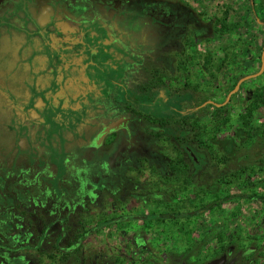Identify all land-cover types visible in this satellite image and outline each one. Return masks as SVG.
I'll use <instances>...</instances> for the list:
<instances>
[{
    "label": "flooded vegetation",
    "instance_id": "obj_1",
    "mask_svg": "<svg viewBox=\"0 0 264 264\" xmlns=\"http://www.w3.org/2000/svg\"><path fill=\"white\" fill-rule=\"evenodd\" d=\"M183 6L0 0V219L28 203L39 232L69 233L74 219L86 229L92 206L101 228L104 206L105 224L127 215L113 200L145 199L146 180L135 177L150 171L151 140L164 147L198 113L179 108L185 76L166 61L194 17Z\"/></svg>",
    "mask_w": 264,
    "mask_h": 264
},
{
    "label": "rangeland",
    "instance_id": "obj_2",
    "mask_svg": "<svg viewBox=\"0 0 264 264\" xmlns=\"http://www.w3.org/2000/svg\"><path fill=\"white\" fill-rule=\"evenodd\" d=\"M175 1L193 10L194 17H192L193 20H187L188 22L183 21L185 28L182 32V43L178 37V44L167 48L166 61L168 66L180 67L182 75L185 76V79H181L180 82L183 101L179 108L181 107L184 111L190 105L193 107L198 105L197 116L202 119L200 109L204 105L199 106L201 98L207 97L216 103L225 100L227 95L222 91V86H229L227 83L230 84L235 75L244 76L259 69L260 55L264 47V0ZM211 22L217 24L215 31L209 27ZM223 24L227 26V29H224ZM192 25L196 27L195 32H192ZM187 30L188 35L185 33ZM225 58L228 61L232 58L234 60L228 62L229 66L224 69L223 73H218L216 66ZM243 58L251 61V66L246 72H243L237 65ZM254 78V80L252 78L247 80L240 94L230 97V103L233 105L232 114H236L242 97L245 96V89L264 83V78ZM212 109L213 107L210 108ZM255 120L264 122V106L257 111ZM169 125L171 124L167 126L170 127ZM171 127L175 128V125L172 124ZM170 139L173 141L171 133L167 134L164 147L160 140L157 143L151 140L150 171L145 169L139 173L136 170L139 173H136V182L138 178L146 180L144 192L148 197L140 199L135 192L134 199L130 201L113 200L116 201L118 215L124 213L123 208H125L127 209L126 216H117L115 220L105 224L104 220L107 221L108 217L105 216L106 206H104L100 217L103 218V226L97 228V213L93 211L95 207L92 206L91 213L88 212L85 217L86 221H82V227L86 229H80L78 219L72 220L70 236L83 235L80 242L81 252L78 253L79 259L88 258L87 253L91 251L101 254L100 261L104 260L106 264H149L150 256L157 258L158 255L161 256L159 264H264V203L258 200L234 197L223 200L213 209L200 214L196 213L188 219L184 217L166 219L163 226L170 232L171 238L166 243L167 247L173 250L172 253L168 251L166 245L162 244V239L158 238L160 235L151 233L153 229L156 231V227L149 221L148 215L166 211L169 214L187 212L197 205L195 195L189 189L185 190L184 194L179 191L171 199L172 201L166 199L167 178L165 179V174H167L169 164L175 161L179 164V157L182 156L180 145L178 148ZM245 152L243 149L238 154L239 157ZM246 154L254 158L264 156V148H261L259 153L249 150ZM182 165L181 163L178 179L174 182L175 184L180 183L181 187L184 186L183 181L189 180L186 170L184 168L181 170ZM229 168H233V164H228L227 169ZM213 171L214 167L211 166L210 177L194 175L192 181L197 185H204L208 179L209 183L219 181V177L215 176ZM262 178H264V173L258 172L253 175L252 181L256 183ZM226 179L234 180L229 176ZM260 184L252 187V190L254 188L259 192L264 191V187ZM86 186L85 192L93 193L92 187L89 184ZM134 187L138 189L142 185ZM113 188L115 190V187ZM137 189L135 191H138ZM230 192L239 193L240 189L234 184ZM152 195L154 199H150ZM33 208V205H28V203L20 208L15 206L6 217L10 220L0 219V246L7 248L0 252L2 263L73 264L71 258H68V261L63 260L59 252L51 256L48 245L54 240L49 238H44L49 242L47 248L46 246L43 248L41 246L42 249L39 250L30 248L32 241L40 233L38 229H35L38 222L37 211H33L35 217L31 216ZM43 211L40 209V215H43L41 213ZM23 232L26 234L23 235ZM188 232L191 235L187 239ZM9 249H13L12 252H9ZM156 249L161 250L159 251L161 253L155 252ZM183 249H186L185 253L179 251Z\"/></svg>",
    "mask_w": 264,
    "mask_h": 264
},
{
    "label": "trees",
    "instance_id": "obj_3",
    "mask_svg": "<svg viewBox=\"0 0 264 264\" xmlns=\"http://www.w3.org/2000/svg\"><path fill=\"white\" fill-rule=\"evenodd\" d=\"M182 10L187 13L190 9L183 6ZM216 25V22H211L209 27H212V31H215ZM223 27L227 29L225 24H223ZM233 48L232 46V50ZM232 60L234 59L232 58ZM232 60L228 61L226 58L223 59L216 66V71L218 73H223L224 69L229 66L228 62ZM237 65L243 72H246L251 66V61H249L248 58H243ZM242 76V74L235 75L231 83H227L229 86H222L221 88L224 94L226 93L227 95ZM257 78H264V71L257 76ZM252 79L254 80L255 78ZM245 84H247V80L242 82L239 90L232 94L231 98L240 94ZM231 98L227 103L220 106L211 103L204 104L209 99L207 97L201 98L199 100V106L204 105L200 109L202 119L200 116H193L191 118L189 115H184L182 121L183 128L179 133L180 136L176 138V135H172L175 146L178 147V145H180L181 147L182 156L179 157V164L177 161L169 164V169L167 170V174H165V179L167 178V188L165 189L167 194L166 199L172 201L171 199H173L179 191L184 194L186 193L185 190L189 189L192 194L195 195L197 205L194 209L187 212L169 214V212L166 211L148 215L147 218H150L149 221L156 227V231L153 229L151 233L160 235L158 238L162 239V244L166 245V247V242L171 239L169 236L170 232L164 229L163 226L166 219L174 217L176 219L180 217L188 219L193 217L196 213L200 214L213 209L215 205H220L223 200L233 199L234 197H244L247 200H258L264 203V191L259 192L258 189L255 190L254 188L252 190V187H257L258 183H261L260 186L264 187V178L259 179V182L256 183L252 181L254 174L258 172L264 173V156L260 155L254 158V156L246 154L249 150L250 152L259 153L260 149L264 148V122H257L255 120L257 111L260 107L264 106V83L245 89V96L242 97L243 99L241 100L236 114H232L233 105L230 103ZM223 100L218 103L223 102ZM211 107H213L212 110H210ZM196 119L199 120L197 121ZM243 149H245L246 152L239 157L238 154ZM181 163L184 165H182L181 170L184 168L189 177L187 182L186 180L182 182L184 185L182 187L180 183H174L178 179ZM228 164H233V168L227 169ZM211 166L214 167V175L219 177V181L209 183L208 179L204 185H197L192 181L194 175H199V177H210L209 170H211ZM228 176L234 180H227L226 177ZM170 181L173 183H169ZM234 184L240 189L239 193L230 192V188ZM175 185H177V187H175ZM170 186H172V188H169ZM161 193L164 192L161 191ZM150 199H154V196L152 195ZM187 234L186 237L188 239L191 234L190 232ZM44 238H49L54 241L49 243L48 240ZM80 242V236H70L68 231L61 233V231L57 229L55 234L52 235V233L45 228V230L41 231L36 236L35 240L32 241L30 248L38 250L41 246L42 248L44 246L47 248V244L49 243L48 247L50 249L49 252L52 253L51 256H53L55 252H59L63 260L68 261V258H71L73 264H106L104 260L100 261L101 254L91 251L87 253L86 257L88 258L80 260L78 257V253L81 252ZM3 249L7 248L0 246V252H2ZM167 249H169L168 251L170 253L173 252L170 248L167 247ZM12 250L13 249H9V252H12ZM159 251L161 250L156 249L155 252L159 254L161 253ZM179 251L185 253L186 249ZM45 254L47 255V252ZM160 257L159 255L157 258L155 256H150L149 264H159ZM109 259L111 260L110 256ZM0 264H3L1 258Z\"/></svg>",
    "mask_w": 264,
    "mask_h": 264
},
{
    "label": "water",
    "instance_id": "obj_4",
    "mask_svg": "<svg viewBox=\"0 0 264 264\" xmlns=\"http://www.w3.org/2000/svg\"><path fill=\"white\" fill-rule=\"evenodd\" d=\"M260 60H261V65H260L259 70H257L256 72H253V73H250V74H246V75L240 77L238 79V81L236 82L235 86L232 88V90L227 94V96H226V98H225V100L223 102L216 103V102H214L212 100H208L204 104L211 103V104H214L216 106H220L222 104L227 103L229 101L231 95L234 94V93H236L239 90L240 85L242 84V82H244V81H246L248 79L257 77V76H259L264 71V48H263V50L261 52Z\"/></svg>",
    "mask_w": 264,
    "mask_h": 264
}]
</instances>
